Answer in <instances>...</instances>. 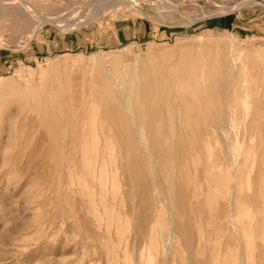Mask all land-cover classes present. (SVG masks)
Masks as SVG:
<instances>
[{
	"label": "rangeland",
	"instance_id": "374dc122",
	"mask_svg": "<svg viewBox=\"0 0 264 264\" xmlns=\"http://www.w3.org/2000/svg\"><path fill=\"white\" fill-rule=\"evenodd\" d=\"M26 1L0 0V264H264V5Z\"/></svg>",
	"mask_w": 264,
	"mask_h": 264
},
{
	"label": "bare ground",
	"instance_id": "6f19581e",
	"mask_svg": "<svg viewBox=\"0 0 264 264\" xmlns=\"http://www.w3.org/2000/svg\"><path fill=\"white\" fill-rule=\"evenodd\" d=\"M21 1V3L23 4V5H29L28 4V1H26V0H20ZM94 1H96V0H94ZM119 1H123V0H102V2H98V1H96L95 2V4L97 5V4H103V5H108V4H118V2ZM128 1V0H127ZM130 1H134V0H130ZM89 2H93V0H91V1H89ZM135 3H136V1H135ZM248 3H260V4H262V5H264V0H251V1H249ZM92 5H94L93 3H92ZM95 5V6H96ZM168 5V4H167ZM237 5V4H236ZM242 5V4H241ZM83 6V5H82ZM94 6V7H95ZM134 6V5H133ZM169 6V5H168ZM171 6V5H170ZM169 6V7H170ZM29 7V6H28ZM168 7V8H169ZM172 7H174V6H172ZM171 7V8H172ZM238 8H239V5L237 6ZM27 8V7H26ZM79 8V7H78ZM82 8V7H81ZM64 9V8H63ZM76 9V8H75ZM102 8H101V5H100V7H98V8H96V9H94V10H92V11H90L91 13V18H94V17H96V16H98V15H100L102 12H100L99 10H101ZM173 9H175V8H173ZM228 9V8H227ZM236 9V8H235ZM30 10H31V8H30ZM78 10V9H77ZM84 10V9H83ZM29 11V10H28ZM76 11V10H75ZM174 11V10H173ZM31 16L32 17H36V18H38L39 20H40V23L35 27V29H34V34H35V32H36V30H37V28L43 23V22H45L46 21V18H44V17H42L41 15H39L37 12H34V10L32 11L31 10ZM82 12V11H81ZM89 14V13H88ZM52 17V16H51ZM50 18V17H49ZM53 19V18H52ZM60 19V18H59ZM59 19H58V21H59ZM81 19V18H80ZM65 20V19H64ZM60 22H61V20H60ZM63 22V21H62ZM58 24H60V23H58ZM65 24V23H64ZM81 24V23H80ZM80 24H77L78 26H80ZM62 27V26H61ZM31 36H33V33H32V35ZM31 36H30V38H31Z\"/></svg>",
	"mask_w": 264,
	"mask_h": 264
}]
</instances>
